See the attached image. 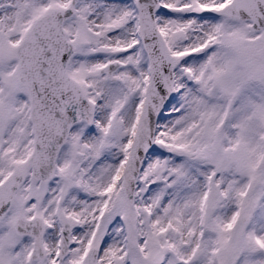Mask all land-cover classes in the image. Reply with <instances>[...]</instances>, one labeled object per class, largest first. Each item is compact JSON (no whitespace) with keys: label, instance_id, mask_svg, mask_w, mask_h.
<instances>
[{"label":"snow or ice","instance_id":"snow-or-ice-1","mask_svg":"<svg viewBox=\"0 0 264 264\" xmlns=\"http://www.w3.org/2000/svg\"><path fill=\"white\" fill-rule=\"evenodd\" d=\"M0 264H264V0H0Z\"/></svg>","mask_w":264,"mask_h":264}]
</instances>
